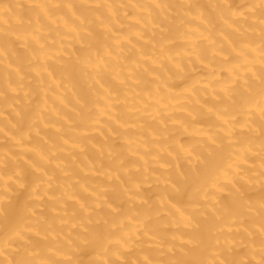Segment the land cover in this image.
I'll use <instances>...</instances> for the list:
<instances>
[{"label":"bare ground","instance_id":"6f19581e","mask_svg":"<svg viewBox=\"0 0 264 264\" xmlns=\"http://www.w3.org/2000/svg\"><path fill=\"white\" fill-rule=\"evenodd\" d=\"M0 264H264V0H0Z\"/></svg>","mask_w":264,"mask_h":264}]
</instances>
